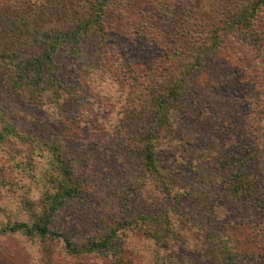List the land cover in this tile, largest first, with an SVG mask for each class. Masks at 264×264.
<instances>
[{
	"label": "rangeland",
	"instance_id": "374dc122",
	"mask_svg": "<svg viewBox=\"0 0 264 264\" xmlns=\"http://www.w3.org/2000/svg\"><path fill=\"white\" fill-rule=\"evenodd\" d=\"M263 1L153 0L149 6L135 0L136 3L130 6L112 4L104 18L111 41L101 50L95 42L84 41L82 51L86 55L83 59L68 50L61 52L58 57L59 74L62 81L68 84L71 95L64 99L60 108L55 105L40 111L39 116L44 120L42 123L46 129L44 133H53L54 139H61L65 143L67 153L73 158L71 163L79 167L80 173L85 174L91 185L98 181L97 173L94 176L95 170L104 176L118 173V179L113 184L116 187L122 184L123 187V182H126L128 190L132 189L123 190L122 197L118 194H108L106 197L101 193L105 186L100 184V193L96 191L97 199L91 198L88 207L86 203L74 212H62L57 226L70 234L77 245L99 241L112 226L118 227L119 217L124 218L127 213L132 219L152 215L158 217H154V222H158L159 226L165 228L167 220L170 225L167 224V230L161 233L160 239L157 238L159 242L148 239L153 233L148 225V229L141 233L121 230L122 240L125 239L122 252L124 263H214L218 248L215 238L219 231L216 220L219 209L216 208L218 201L211 199H214L215 192L220 193L219 184L217 181L207 184V177L200 170L204 169L206 176L211 174L214 160L229 152L232 155L230 159L242 160L256 175L264 174ZM255 3H260V7L252 19V26L238 33H229L230 19L242 15L247 7ZM166 5L168 11L162 10ZM214 28H218L216 31L220 34L221 42L212 48L213 33L209 32ZM200 44L212 49H209L202 63L190 69L188 78L184 80L181 94L178 95V107L171 118L172 132L174 129L178 132L179 140L172 144L167 141L162 150L166 158L171 150L178 156L171 157L170 163L165 162V158L163 164L160 163L165 180L160 178L162 182L159 184L153 181L145 184L144 188L134 190L135 185L146 180L130 166L127 149L118 151L122 106L131 104V99L137 97L142 86L138 84L148 82L154 72L171 66L178 70L181 68L183 60L175 58L176 49L197 52ZM119 52L124 62H132L131 73L127 72L125 66L118 67L120 59L115 53ZM131 92L134 93L131 95ZM28 122L29 128L37 130L34 120ZM182 134L186 135L184 139L181 138ZM205 138L210 139L208 146L203 143ZM192 153L198 155L196 159L204 157L205 160L200 163L195 160L194 167L200 168V175L193 173L190 178L186 173L181 174L177 159L187 154L190 157ZM11 156L7 152L0 154V176L3 177L0 180V208L4 207L3 198L10 195L6 183H11L15 178L11 165L5 168ZM190 168L193 166L190 165ZM211 176L213 181L216 180ZM168 180L177 184L176 192L172 195L162 185ZM16 186L11 187L9 192L17 197ZM199 187L204 188V192ZM263 191L261 184L258 195ZM181 194L187 198L182 200L187 207L198 208L201 203L199 210L202 217L186 210H176L173 200H180ZM243 200L244 205L252 210L256 222L252 225L247 221L245 212L248 213L249 209L243 215L236 213V209L230 211L241 220L242 226L238 232L246 239L239 245L240 255L246 263L259 260L262 264L264 216L256 212L260 206L253 204L252 196ZM228 202L230 204L232 201ZM205 205L206 208H203ZM19 209L18 206L12 213L16 214ZM163 216L165 220L161 223L156 221ZM209 217L213 224H209ZM198 219L216 230L213 236H210L211 230L206 226L201 231L197 229ZM10 220L8 214L0 209V229ZM221 231L227 232L225 229ZM46 245L48 252L44 251L45 247L39 239L0 234V264H119L106 253H88L86 257L77 258L69 255L61 244L56 247V254H52L50 242Z\"/></svg>",
	"mask_w": 264,
	"mask_h": 264
},
{
	"label": "trees",
	"instance_id": "16d2710c",
	"mask_svg": "<svg viewBox=\"0 0 264 264\" xmlns=\"http://www.w3.org/2000/svg\"><path fill=\"white\" fill-rule=\"evenodd\" d=\"M140 1L150 6L153 0ZM136 2L135 0H0V154L7 152L12 155L5 163V168L11 165L12 173H15L13 181L6 183L10 195L3 198L4 207L0 208L1 212L5 211L11 220L0 229V234H18L30 239H39L46 248H44L45 252L49 250L46 243L50 242L52 254H56V247L61 244L69 255L77 258L86 257L88 253H106L119 264H127L124 263L125 256L122 253L125 239L122 240L121 230L141 233L148 229L146 228L148 225L150 231L154 233L148 239L159 242L161 233L170 225V221L167 220L165 228L163 225L159 226L158 222H154V217L158 218L157 216L142 215L138 219H132L127 213L124 218L119 217L118 227L112 226L99 241L86 243L84 246L77 245L70 234L57 226V219L62 212L70 210L74 212L86 203L88 207L91 198L97 199L96 191L100 193V184L105 186L103 187L105 190L101 193L106 197L108 194L110 196L118 194L122 197L123 190L132 191V189L128 190L126 182H123V187L122 184H118L117 187L113 184L118 179V173L104 176L95 170L94 176L96 177L97 173L98 181L95 180L91 185L85 174L80 173L79 167L71 163L73 158L67 153L65 143L61 139H54L53 133H44L46 131L42 123L44 120L39 116L40 111H45L46 107L57 105L56 108H60L64 99L71 95L67 88L68 84L62 81L59 74L58 57L61 52L68 50L83 59L86 55L82 51L84 41L95 42L96 47L101 50L111 41L104 21L109 6L112 4L121 7L130 6ZM259 7L260 3H255L252 7H247L246 12L240 14L241 16L232 17L227 31L238 33L242 29L251 27L252 19ZM162 10L168 11V6L162 7ZM217 29L209 32L213 33L212 48L221 42ZM211 47L200 44L197 46V52L176 49L175 58L183 60L181 68L178 67V70L171 66L154 72L148 82L138 84L142 86L137 97L131 99V104L125 103L122 106L120 113L122 121L118 135L121 141L117 149L119 152L121 148L127 149L130 166L146 180L142 182L143 184L140 182L141 186L135 185L134 190L144 188L145 184L149 185L153 181L159 184L162 182L160 178L166 179L164 171L160 170L162 167L160 163L163 164L164 158L165 162L170 163L171 157L178 156L173 150L168 153L167 158L162 155L163 145L167 141H171L172 144L179 140L176 135L178 132L175 129L172 132L173 127H171V118L178 107L176 105L178 95L181 94L190 69L202 63ZM115 55L120 59L118 67L125 66L128 68L127 72L131 73L132 62L128 60L124 62L120 56L121 52ZM133 93L131 92V95ZM5 98L12 107L5 102ZM29 120H34L37 130L28 127ZM185 137L186 135L182 134L181 138ZM209 140L205 138L203 143L208 146ZM228 153L214 160L211 174L206 176L205 170H200V173L203 171L202 175L207 177V184H214L216 181L219 184L220 193L215 192L214 199H211L218 201L216 208L219 211L217 210L216 220L219 231L216 232L209 225L213 224L210 217L207 225L198 219L196 227L201 231V228L206 226L211 230L210 236H213L214 230L216 232L215 242L218 243V248L213 264H251L246 263L242 254L240 255L239 245L246 239L238 232L242 226L241 220L239 217L235 218V214L232 215L230 211L236 209V213L243 215L245 210L249 209L244 205L243 199L252 196L253 204L260 206L256 212H261L264 216V191L258 195L261 184L264 189V174L256 175L245 162H241L242 160L230 159L232 155ZM197 156L192 153L190 157L187 154L177 159L181 165V174L186 173L190 178L193 173H197L195 176L200 175L198 173L200 168L194 167L195 160L200 163L205 158L196 159ZM84 163L87 164L86 161ZM190 165L193 168H190ZM173 172L176 173V170L173 169ZM211 175L216 180L213 181ZM155 177H158L157 180H154ZM0 180H3L2 176ZM162 185L169 195L176 192V181L168 180ZM14 186L18 189L17 197L9 192ZM198 189L204 192V188ZM198 189L196 191H199ZM186 199V196L181 194L180 200L177 198L173 200L176 210H186L187 213L199 214L202 217L199 210L201 203L198 208L187 207L186 202L182 201ZM228 200L232 201L233 205L229 204ZM99 204L103 203L100 201ZM18 206L20 209L13 214ZM203 208H206V205ZM251 212L252 210L249 209L245 214L247 221L253 225L256 220ZM163 217L156 221L161 223L165 220ZM220 228L227 232L221 231ZM252 264H260V262L258 260Z\"/></svg>",
	"mask_w": 264,
	"mask_h": 264
}]
</instances>
